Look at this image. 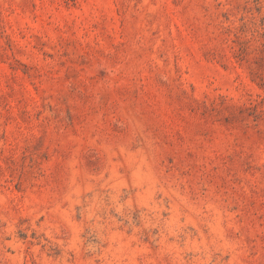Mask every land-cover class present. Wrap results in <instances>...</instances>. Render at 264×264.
Segmentation results:
<instances>
[{
	"label": "rangeland",
	"instance_id": "rangeland-1",
	"mask_svg": "<svg viewBox=\"0 0 264 264\" xmlns=\"http://www.w3.org/2000/svg\"><path fill=\"white\" fill-rule=\"evenodd\" d=\"M0 264H264V0H0Z\"/></svg>",
	"mask_w": 264,
	"mask_h": 264
}]
</instances>
